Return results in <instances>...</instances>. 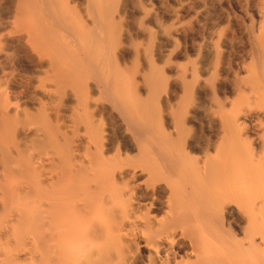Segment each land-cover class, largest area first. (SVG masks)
<instances>
[{
	"label": "bare ground",
	"instance_id": "obj_1",
	"mask_svg": "<svg viewBox=\"0 0 264 264\" xmlns=\"http://www.w3.org/2000/svg\"><path fill=\"white\" fill-rule=\"evenodd\" d=\"M164 2L0 0V264H264V0Z\"/></svg>",
	"mask_w": 264,
	"mask_h": 264
},
{
	"label": "rangeland",
	"instance_id": "obj_2",
	"mask_svg": "<svg viewBox=\"0 0 264 264\" xmlns=\"http://www.w3.org/2000/svg\"><path fill=\"white\" fill-rule=\"evenodd\" d=\"M164 1H165L164 12L162 13L161 17L163 21L166 22L165 24L167 28L171 27V29L174 28L176 29L178 26H180V24L185 23V25L182 24L183 30H181L182 29L181 28L178 32H174V36L175 38H177L175 48L179 51H182L183 53L187 51L186 53L189 55V57L194 60L195 57L192 53L191 46H193L194 43L199 42V35H198L199 28L195 20L191 15L186 14L188 13L187 11L184 13V8H183L184 0H164ZM174 20H176L177 22H175ZM184 26L186 29L185 31H184ZM171 29L169 28V30ZM152 39L153 40L144 37V38H140L139 42H142L149 47V49L151 50V51L149 50L150 51L149 57L150 58L153 57L152 62L154 63L156 62L158 66H161V64H159L160 62L159 59L161 54H166V52L164 51L165 46L161 44L155 36H153ZM187 40L189 43L187 42Z\"/></svg>",
	"mask_w": 264,
	"mask_h": 264
}]
</instances>
